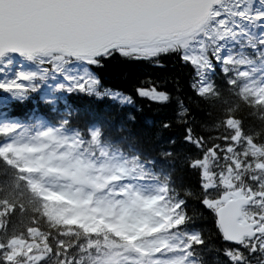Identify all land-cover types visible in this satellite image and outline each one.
I'll list each match as a JSON object with an SVG mask.
<instances>
[{
    "label": "snow or ice",
    "instance_id": "snow-or-ice-1",
    "mask_svg": "<svg viewBox=\"0 0 264 264\" xmlns=\"http://www.w3.org/2000/svg\"><path fill=\"white\" fill-rule=\"evenodd\" d=\"M251 2L0 0V182L11 183L13 191L55 213L53 218L83 231L85 239L76 248L86 244L87 251L65 264L199 260L193 252L203 241L197 230L194 235L184 231L181 205L169 206L165 196L154 195L158 185L147 195L140 186L155 157H142L133 148L134 125L141 132L155 127L157 140L170 129L167 118L142 115L140 102L173 105L172 119L181 122L188 109L179 80L175 95L152 77L141 78L125 93L104 85L97 71L117 56L163 69L161 58L172 54L189 69L193 95L219 82L237 98L234 107L243 105L264 122V38L251 53L255 59L245 58L248 45L239 39L247 38L245 25L254 21L264 29V14H248ZM227 121L235 129L233 140L243 137L255 144L238 121L231 116ZM190 131L183 129L186 143ZM165 140L176 143L174 136ZM171 154L158 153L161 158ZM3 204L8 205L6 198ZM257 231L264 233V225ZM225 238L240 246L239 236ZM257 247L264 248V241L254 240L249 251ZM18 254L0 244V264H13Z\"/></svg>",
    "mask_w": 264,
    "mask_h": 264
},
{
    "label": "trees",
    "instance_id": "trees-1",
    "mask_svg": "<svg viewBox=\"0 0 264 264\" xmlns=\"http://www.w3.org/2000/svg\"><path fill=\"white\" fill-rule=\"evenodd\" d=\"M241 40L248 45L245 58L255 59L251 53L261 48L259 40L253 36L249 38L251 42ZM161 59L166 65L163 69L129 64L117 56L97 71L104 85L125 93L132 92L138 81L146 77H152L154 83L159 80L173 95L177 80L182 88L179 95L184 98L188 111L179 124L172 119L173 105L148 107L140 102L142 115L153 119L164 117L170 123V129L159 140L154 135L155 127L142 132L135 125L132 127L137 137L133 148L142 157L156 159L150 175L140 186L149 190L158 185L157 194L166 197L164 203L181 205L177 211L185 214L184 231L194 235L197 230L203 241L194 248L193 256L199 257L196 264H264V248L249 251L254 240L257 245L264 241V233H260L259 239L246 240L242 246L230 245L223 241L214 214L232 192L242 190L254 198L244 210V218L264 225V122L250 115V109L243 105L234 107L237 98L219 82L214 88H205L200 96L193 95L188 88L189 69L183 68L175 55ZM40 114L47 118L45 110ZM229 116L233 122H239L246 134H251L255 144H247L243 137L232 139L235 129L227 121ZM185 127L191 129L187 143L183 137ZM167 136H174L176 143L169 145ZM161 150L172 154L161 158L158 155ZM0 189V244L5 245L6 251L19 250L13 264H65L72 256L87 251L86 244L76 248L85 239L80 228L53 218L55 213L49 212L34 197L13 191L11 183L0 182ZM5 198L7 206L3 204ZM226 251L231 252L230 257L225 255Z\"/></svg>",
    "mask_w": 264,
    "mask_h": 264
},
{
    "label": "water",
    "instance_id": "water-1",
    "mask_svg": "<svg viewBox=\"0 0 264 264\" xmlns=\"http://www.w3.org/2000/svg\"><path fill=\"white\" fill-rule=\"evenodd\" d=\"M227 0H220V4ZM219 5H217L218 7ZM252 202L251 197H246L242 192L236 191L232 194L231 199L227 200L221 207L216 209L215 217L222 234V238L225 242L233 245L231 239L225 237H237L240 238V245L243 243L245 238H253L258 235L256 228L258 227L257 222H249L242 220L243 209ZM223 209V211H220ZM241 220V222H240Z\"/></svg>",
    "mask_w": 264,
    "mask_h": 264
},
{
    "label": "rangeland",
    "instance_id": "rangeland-1",
    "mask_svg": "<svg viewBox=\"0 0 264 264\" xmlns=\"http://www.w3.org/2000/svg\"><path fill=\"white\" fill-rule=\"evenodd\" d=\"M226 4H227V1L222 3L221 5H226ZM246 8L249 10L248 11L249 15L264 14V5L258 4V0H252L250 4L246 5ZM221 11H227V9L221 8ZM227 19L228 20L232 19L231 13L228 14ZM257 23L258 22L254 21L252 22V24L245 25V28L247 29V38H245L244 36H241L239 39L240 40L248 39V41H250L249 38L253 36V37H256L260 42L261 38H264V29L256 27ZM151 192L152 190H145L146 195ZM153 194L156 195L157 193H153Z\"/></svg>",
    "mask_w": 264,
    "mask_h": 264
}]
</instances>
